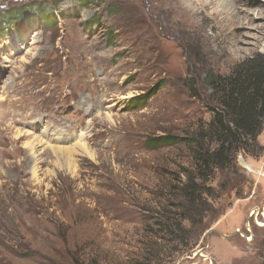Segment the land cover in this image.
<instances>
[{
    "label": "rangeland",
    "instance_id": "rangeland-1",
    "mask_svg": "<svg viewBox=\"0 0 264 264\" xmlns=\"http://www.w3.org/2000/svg\"><path fill=\"white\" fill-rule=\"evenodd\" d=\"M180 1L0 0V264H264V122L204 180L196 160L219 146L206 78L264 54V0ZM77 138L94 156L60 164ZM190 177L201 234L156 256Z\"/></svg>",
    "mask_w": 264,
    "mask_h": 264
},
{
    "label": "trees",
    "instance_id": "trees-1",
    "mask_svg": "<svg viewBox=\"0 0 264 264\" xmlns=\"http://www.w3.org/2000/svg\"><path fill=\"white\" fill-rule=\"evenodd\" d=\"M206 80L214 88L218 101L217 107H211L214 114L211 132L217 137L219 146L213 153L197 152L196 160L201 166L197 178L202 180L211 170L212 164L222 168L228 166L227 158L232 151L237 152L249 142L257 141L264 122V54L257 53L246 58L229 75L209 72ZM180 139L161 136L151 140L150 144L175 143ZM191 178L193 177L181 187L177 202L168 204L178 210L170 209L167 213L166 208L159 216V221H156L160 226L159 232L162 233L156 236L163 240V243L155 244V249L150 251L159 252L156 256L166 249L173 250V254L175 251L185 250L191 239L201 234L200 225H196L202 223L210 208L205 195H214L211 196L210 189H203ZM184 220L192 222V227L187 228Z\"/></svg>",
    "mask_w": 264,
    "mask_h": 264
},
{
    "label": "bare ground",
    "instance_id": "bare-ground-1",
    "mask_svg": "<svg viewBox=\"0 0 264 264\" xmlns=\"http://www.w3.org/2000/svg\"><path fill=\"white\" fill-rule=\"evenodd\" d=\"M224 0H219V2H222ZM253 2L255 0H252ZM195 4L192 5L191 7H187L185 9H183L182 11L178 9V6L179 8L181 7V1L180 0H176V3L174 4H179L177 7V10L176 12L179 14V15H183V14H190L192 17H195L197 15H199L200 13H203V12H206L208 11L207 9L209 8V6L212 5V0H195L193 1ZM173 4V5H174ZM186 15H184L185 17ZM190 16V17H191ZM204 16V15H203ZM206 17V16H205ZM110 117V115H108ZM111 118V117H110ZM17 133V132H16ZM21 133V132H20ZM23 135V133L21 134ZM42 140V139H41ZM38 136H36L33 140H29L26 144L27 146L31 149V151H33L39 143H41V141ZM76 145L74 146H70V147H67V146H60V145H51V150L54 151L56 157L58 158V162L61 164V163H64V165H68V167L70 165L73 164V159H72V156L74 155V153L76 151H78L77 148H80L83 152L87 153L88 156H94L93 155V151L86 145V143L84 142H79L78 138H77V141L75 143ZM36 151V150H35ZM70 169V168H69ZM259 210H257L258 212ZM259 225H263L262 224H259ZM251 227V226H250Z\"/></svg>",
    "mask_w": 264,
    "mask_h": 264
},
{
    "label": "built area",
    "instance_id": "built-area-1",
    "mask_svg": "<svg viewBox=\"0 0 264 264\" xmlns=\"http://www.w3.org/2000/svg\"><path fill=\"white\" fill-rule=\"evenodd\" d=\"M204 257H206V256H204Z\"/></svg>",
    "mask_w": 264,
    "mask_h": 264
}]
</instances>
